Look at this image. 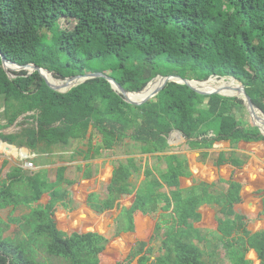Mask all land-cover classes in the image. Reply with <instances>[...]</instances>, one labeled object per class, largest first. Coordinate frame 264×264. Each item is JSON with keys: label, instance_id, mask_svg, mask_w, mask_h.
Segmentation results:
<instances>
[{"label": "trees", "instance_id": "obj_1", "mask_svg": "<svg viewBox=\"0 0 264 264\" xmlns=\"http://www.w3.org/2000/svg\"><path fill=\"white\" fill-rule=\"evenodd\" d=\"M0 54L18 65L33 63L52 72L44 75L58 88L64 81L56 78L84 74L88 60H101L111 68L110 77L129 92L141 90L157 75L154 62L165 60L194 72L193 77L175 73L186 79L234 77L264 113V0H0ZM13 74L8 77L0 61L5 119L0 129L28 114L16 122L17 132H0L3 142L34 152L39 143L63 147L91 129L99 139L94 142L90 132L84 159L114 151L129 138L138 154L145 160L157 154L165 169L148 163L142 168L131 154L124 161L112 160L104 194L91 191L84 199L95 214L119 210L108 239L94 231L68 234L57 228L54 206L69 207L75 195L70 189L78 185L64 178V167L48 181L42 169L13 166L3 172L2 162L0 264H223L221 251L228 264H251L245 258L248 249L264 264V230L249 231L233 209L241 183L229 178L225 192L217 194L206 183L183 186L187 161L166 143L174 129L192 150L209 149L218 141H229L232 148L264 141L256 127L237 116L241 99L201 95L168 82L145 103L131 105L101 77L59 93L37 72ZM222 163L242 167L239 158L219 153L214 165ZM133 174H142L138 184L132 182ZM253 195L260 198L264 214V190ZM205 205H217L222 215L211 238L195 226L201 220L199 207ZM21 206L26 213L16 215ZM8 230L12 235H5ZM157 241L159 254L154 256Z\"/></svg>", "mask_w": 264, "mask_h": 264}, {"label": "crops", "instance_id": "obj_2", "mask_svg": "<svg viewBox=\"0 0 264 264\" xmlns=\"http://www.w3.org/2000/svg\"><path fill=\"white\" fill-rule=\"evenodd\" d=\"M0 111L1 112L3 111V105H2ZM26 114H28V113H26ZM26 114L21 115V117L19 116L20 118L18 117L17 120L12 125H9L3 129H0V132H2L4 134L11 133L9 130H7L11 126H14L16 130H19L18 129L19 127L16 126V122H19L22 119V117ZM1 117H0V124H4L5 119H4L3 115ZM90 132H91V136H93L94 142H97L99 139V134L90 129L85 138L71 139L69 141V143L63 147L62 146H52V147L47 148L42 143H39L37 150L34 152L27 149V148L20 147L23 149H19V151L24 150L26 152L25 156H21L20 154H14V152H10L11 151L10 148L15 149L16 146L12 145L13 147H11V146L7 147L4 144L6 142H3L2 140H0V167L2 165V162L6 163V165L3 167V172L8 171L13 166H21L23 169H27V167L25 165L26 161L24 162L23 158H24V160L26 158H29V160H31L30 162L34 166V167L32 166L34 172L37 170H41V169H45L47 171L46 178L48 179V181L54 180V179L51 180L50 176H51L52 172H54V177H55L56 169L58 167H61V166L64 167L63 176L66 180L78 181V185L75 187V189L74 190L70 189V191H73L75 193V195L71 200H69L70 201V203H68L69 207L64 208L59 203H57L54 206V215L53 216H54V219L56 221V225H57V220H58V223L61 227L60 228L57 225V228L64 233H68V232H66L62 227H77L78 228L79 226L85 227V226L90 225V224L98 227L100 224L99 222L92 224L93 223L92 220H94V218L100 214H95L94 212H92L85 202L80 203V202L76 201L78 194H80L84 200L85 195L88 192L94 191L93 189L89 188L88 184H83V182H89L91 180L93 181L95 179L96 175L98 174V173L95 174V172L97 170L102 169L104 171L105 168L104 167L102 168V166L104 164L106 166V169H108L107 170L109 173L108 178L110 177V173H111V162L112 161L111 162L106 161L103 164V162H104V159H103L104 151L101 153V155L96 156L92 159H84L85 153L83 151L86 149V143L89 140ZM173 138L174 137H172V139ZM169 140H170V144L168 143V145L173 144V142L175 143V141H173V142L171 141V137ZM218 142H226L227 146L230 147L229 152L228 151L227 152L220 151V152H218V154L222 153L224 158H228L230 155L233 156V154L235 152L232 154H231V152L235 151V149L232 148L229 141H218ZM218 142H215V143H218ZM258 142H263V141H256V142H249V143H258ZM215 143H213V145ZM263 147H264V145H263ZM8 148H9V150H7ZM210 149L211 148H209L208 150H210ZM15 150L18 151L17 149H15ZM203 150L207 151L206 156L209 155V152L207 149H196V150L191 149V150L182 151V152H176L175 150H173L172 153H175L177 155L181 154L179 156L184 157L187 161L189 176L180 178L182 180L183 186H189L191 184L196 185L199 183H206V184L210 185V188H209V191H210L214 187H216V183L219 182V184L224 185V187L220 188V190L213 191V192H217V193L225 192V190L228 187L227 181L229 180L228 175L230 174V168H232L231 170H234V168L231 167L228 163H222V165H220L219 167H216L214 165V162H212V164L210 166H208L207 165L208 162L206 161V159H204L205 157L202 158L204 161H200V160L197 161L196 157L203 154ZM170 151H172V150H170ZM193 151H196V152H193ZM85 152H86V150H85ZM156 155L157 154H152L151 156L156 158ZM236 158H239V157H236ZM216 159H217V157H216ZM113 160H115V159H113ZM155 161H157V158ZM241 162H242L241 170L244 171V175L247 176L248 174H250L253 177V174H256L257 179L261 178L262 179L261 181L264 184V151L257 149L254 152H250L247 159L245 161L241 160ZM156 163L158 165L159 162H156ZM151 165H155V164H151ZM106 169H105V172H106ZM158 169H160V168H158ZM235 170H236V168H235ZM86 172L90 174L89 177L88 176L87 177L82 176ZM68 174H70V176H68ZM226 175H227V177H226ZM234 176H235V171H234ZM140 181H138V183ZM64 188H67V185H65ZM258 190H264V188H257V189L249 190L248 185L246 183L245 184L241 183V188L239 190L240 201L233 204L234 211H235L234 207L236 205H238L239 203L245 202L249 211H252L254 209L255 210V216H259L261 219L264 218V214L261 213V200L259 197H255L253 195V193L258 191ZM217 193H214V194H217ZM71 196L72 195L70 194V197ZM78 205H79V207H77ZM206 206L207 205H205V207H203V208L199 207V211L201 213L200 223L202 222L204 212L207 209ZM26 211L27 210L25 209V211L21 212L20 207H18V209H16V211H15V214L16 215L23 214V213H26ZM118 211L119 210L116 209V214L118 213ZM16 212H18L19 214ZM56 213H58V218L55 216ZM82 213H85L86 217H83ZM105 213H108V212H103L101 214H105ZM218 213H219V210H218ZM248 213H250V212H248ZM116 214L112 217V219L116 216ZM239 214L244 217V220L246 219V215H248V214H241V213H239ZM262 221L264 222V219ZM198 223L199 222L195 223L196 227H198V225H199ZM72 231H75V230H72ZM72 231H70V232H72ZM89 231H92V230H86V231H81V232L75 231V232L84 233V232H89ZM94 232H97V231H94ZM97 233L102 234L100 232H97ZM111 237L110 238L106 237V238L111 239ZM118 243L120 244L122 242L119 240Z\"/></svg>", "mask_w": 264, "mask_h": 264}, {"label": "rangeland", "instance_id": "obj_3", "mask_svg": "<svg viewBox=\"0 0 264 264\" xmlns=\"http://www.w3.org/2000/svg\"><path fill=\"white\" fill-rule=\"evenodd\" d=\"M153 66L155 68L154 71L157 72V75H162V76L177 75L175 73L183 74L187 77H193V75H194V72L191 71L190 69H185L182 71L178 70V69L174 68L172 65H170L169 63H167L165 60L155 61ZM20 71H24V70H20ZM20 71H18V70L11 71V75H14L13 73H18ZM84 72L85 73H98L99 72V73H103V74L110 76L111 68L109 66H107L101 60L91 59V60H88L86 62V66L84 67ZM52 75H53V73H52ZM9 77H11V76H9ZM2 105H3V103H2V100L0 98V110H1ZM202 106H204V104ZM1 116H2V112L0 111V117ZM237 116L249 128L253 127L251 120H250V115L248 114V112L244 106L239 107L237 109ZM7 130H9L11 133H15L18 131L15 129L14 126L9 127V129H7ZM93 131H95V130H93ZM168 135H169V133H168ZM168 135L166 137V143L167 144H168ZM170 137H171L172 142L175 141V143L173 142V144L169 145L171 147L170 149L172 150L171 152H173V150H175L176 152L191 150V149L187 148V146L185 145V140L178 137L176 134H172ZM172 137H174V138L172 139ZM263 142H258V143L239 142L237 145H235V147H234L235 151L231 152V154L235 152L233 154V157H239L241 160L245 161L247 159V157L249 156L250 152H254L257 149L264 151V147H263L264 143ZM131 146H132V142L129 138L123 139L122 143H120V145H117L114 148V151H106L103 153V159H104L103 164L106 161L111 162L113 159L124 161V159L127 157V154H131V155L135 156L136 161L139 162V164L142 166V168H144L146 163H148L149 165L155 164L158 168H160L161 170H164L165 166L163 165L162 162L161 163L159 162L157 165V163H156L157 161H155L156 158L153 156H150L147 160H145L146 156L138 154L137 149L136 148L133 149ZM229 148L230 147L227 146L226 142H218V143H215L213 146H211L210 150L207 149L209 152V155L206 156L207 151L203 150V154L197 156L196 159H197V161H199V160L204 161L202 158L205 157L204 159H206V161L208 162L207 165L210 166L212 164V162L215 161L218 152H220V151H224V152L228 151L229 152ZM15 149H17L18 151H16ZM15 149L10 148V150H11L10 152H14V154H19V149H23V148L15 147ZM193 152H196V151H193ZM179 155H181V154H179ZM23 161L24 162L25 161L30 162L31 160H29V158H26L24 160V158H23ZM32 166H33V164L31 166L27 167L26 170L27 171H34L33 170L34 166L33 167ZM103 167L106 169L105 164L102 166V168ZM105 169H104V171L102 169L97 170L95 172V174L96 173H98V174L96 175L95 179L93 181L91 180L89 182H83V184H88L90 189H93L94 191H97L103 195L104 191H105V187H106L108 180H109V178H108L109 173L107 171L108 169H106V172H105ZM231 169L232 168H230V174L228 175V177L231 179H234L235 181H238L240 183H243V184L246 183L248 185L249 190H253V189H257V188H264V184L261 181L262 179L261 178L257 179L256 174H253V177L250 174H248L246 176V175H244V171H242V170H239L237 168H236V170H235V168H234V170H231ZM234 171H235V176H234ZM42 174L46 176L47 171L45 169H42ZM68 176H70V174H68ZM226 177H227V175H226ZM142 178L143 177L141 174L140 175L139 174L138 175L133 174L131 180H132V182H135L136 184H138V181L142 180ZM50 179L51 180L54 179V172H52ZM64 186L65 185H63V187ZM222 187H224V185H220L218 182V183H216V187H214L212 190H210V192L211 193H217V192H213V191L220 190V188H222ZM76 201L80 202V203L84 202L83 197L80 194L77 195ZM77 207H79V205ZM206 207H207V209L204 212L203 220L201 223L200 222L198 223L199 224L198 228L200 229V231L202 233H205L208 238H211V236H214L217 234L215 232V220L217 217H222V215L218 213L219 207L217 205H207ZM234 208H235V211L238 213L248 214V215H246V219L244 220V222L246 224V228L249 231L254 232V231H258V230H264V222L262 221L264 218L261 219L259 216H255V210L254 209L252 211H249L245 202L239 203ZM20 211L21 212L25 211V208L20 207ZM107 212L108 213L97 215L94 218V220H92L93 221L92 224H95L97 222L100 223L98 227L90 224V225H87L85 227L79 226L78 228L77 227H62V228L68 233L72 230L79 231V232L86 231V230L97 231V232L102 233L106 237L110 238L111 236L114 235L115 224L112 223V217L116 214V209L113 208L111 211H107ZM248 212H250V213H248ZM16 213H18V212H16ZM55 216L58 218V213H56ZM82 216L86 217L85 213H82ZM57 225L60 227L58 220H57ZM12 228H13V226H12ZM12 233H13L12 230H8V232H6L5 235H8V234L12 235ZM158 246H159V244L157 241L154 243V251H153L154 256L159 254V251L157 250ZM221 252L219 253V258L222 260L223 264H228L225 257L221 258V255L223 254V252L222 253ZM245 258L249 259L251 261V264H257L256 256H255L253 250L248 249L247 253L245 254ZM49 260H52L53 262L56 261L53 259V257H50Z\"/></svg>", "mask_w": 264, "mask_h": 264}, {"label": "water", "instance_id": "obj_4", "mask_svg": "<svg viewBox=\"0 0 264 264\" xmlns=\"http://www.w3.org/2000/svg\"><path fill=\"white\" fill-rule=\"evenodd\" d=\"M0 61H1V68L4 70V72L6 73V75L8 77L9 76L15 77V75H11V71H14V70H18V71L24 70L25 75H30L32 72H37V74L44 81V83L47 87H49L53 91H56L59 93H65L68 90H70L72 87H75L76 85H78V84H80V83H82L88 79H92V78H96V77L104 78L106 81L109 82L112 90L115 91L116 93H118L120 96H122L123 100L125 102H127L128 104H131V105H141V104L145 103L150 98L154 97L164 87V85L168 82H175L178 84L186 85L192 91H194L198 94H201V95L219 94V95L227 96V97H237V98L241 99L243 106L245 107L248 114L250 115V120H251L253 127H256L258 129L259 133L262 136H264V113L252 103L250 97L246 94L243 85L232 76L210 75L204 80H194V79L182 78L179 75H165V76L156 75L153 78H151L141 90H139L137 92H129L126 89H124L120 84H118L114 79H112L110 76H108L106 74L99 73V72L98 73H84V74H76V75H73L70 77L56 78V79H59L62 81H66V80H70V81L76 80L77 81L75 84L69 86L67 89L60 90L58 88V86H53V85L49 84L47 82V80L44 78V76L40 72L41 70H44V71L52 74V72L46 70L45 68L39 67L33 63H27L25 65H18L12 61L5 59L2 54H0ZM8 66H10V67H8ZM157 78H159V84L155 88H153L149 93H147L141 97H138V98H129L128 97V94L140 93V92L144 91L147 88V86L150 83H153ZM211 78L231 79L233 81H236L238 84V86L235 88L237 93H229L226 91V88L223 86H220L217 88H209L208 85L203 84V83H206L207 81H209ZM191 82H197V83H200L203 85L198 88L196 86H193L191 84ZM255 111H257L261 116L256 115L254 113ZM173 133L178 135L183 140H185V137L182 135V133L174 129L168 135V143L169 144H170V140H169L170 136ZM208 133H209V136L212 135L211 131H209ZM4 144L7 147H10V146L13 147L12 145H9L7 143H4Z\"/></svg>", "mask_w": 264, "mask_h": 264}, {"label": "bare ground", "instance_id": "obj_5", "mask_svg": "<svg viewBox=\"0 0 264 264\" xmlns=\"http://www.w3.org/2000/svg\"><path fill=\"white\" fill-rule=\"evenodd\" d=\"M41 73H42V75L44 76V78L47 80V78H46V76L47 77H49V78H51L50 76H48V75H44V73H48V72H46V71H44V70H41L40 71ZM48 74H51V73H48ZM77 81L76 80H66V81H64V85L62 86V87H60L59 89L60 90H65V89H67L69 86H71V85H73V84H75ZM212 83H216V84H220V85H222V86H225V88H229L233 93H237V91H236V87L238 86V84H237V82L236 81H233V80H231V79H217V78H211L209 81H207L206 83H203V84H205V85H210V84H212ZM159 84V78H157L153 83H150L148 86H147V88H149V87H152L153 86V88H155L157 85ZM191 84L193 85V86H196V87H201L203 84H200V83H197V82H191ZM146 88V89H147ZM210 88V87H209ZM145 89V90H146ZM144 90V91H145ZM144 91H142V92H140V93H134V94H128V97L129 98H138V97H141V96H143V95H145V94H147V93H144ZM256 115H258V116H260L259 115V113L257 112V111H255L254 112Z\"/></svg>", "mask_w": 264, "mask_h": 264}, {"label": "built area", "instance_id": "obj_6", "mask_svg": "<svg viewBox=\"0 0 264 264\" xmlns=\"http://www.w3.org/2000/svg\"><path fill=\"white\" fill-rule=\"evenodd\" d=\"M25 165H26V167H29L32 165V163L28 161V162H25Z\"/></svg>", "mask_w": 264, "mask_h": 264}]
</instances>
